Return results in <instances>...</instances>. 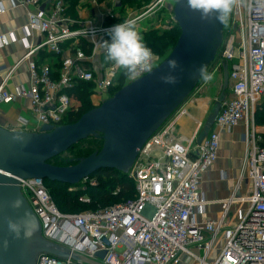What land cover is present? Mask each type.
<instances>
[{
	"label": "built area",
	"instance_id": "built-area-1",
	"mask_svg": "<svg viewBox=\"0 0 264 264\" xmlns=\"http://www.w3.org/2000/svg\"><path fill=\"white\" fill-rule=\"evenodd\" d=\"M10 2L27 13L25 39L40 36L36 43L27 41L23 56L0 74V107L20 102L25 112L11 131L39 133L44 126L67 125L70 114L77 111L72 92L79 84L90 85L102 104L133 82L126 79L123 85L122 70L106 60L100 45L110 39L106 29L134 20L143 36L146 24L163 10L177 25L176 0ZM128 2L144 8L128 9ZM15 38L0 36V50ZM220 55L223 66L228 65L230 96L221 105L214 130L200 145L198 134L190 139L176 135L182 106L139 151L128 175L135 186L134 199L66 215L57 208L45 181L20 180L21 193L40 221L45 240L96 264H264V129L255 121L264 99V8L254 0L234 8L231 33ZM160 64L155 57L153 69ZM24 67L29 83L11 88ZM241 124L246 152L236 186L226 200L208 202L201 185L219 159L221 133ZM87 183L95 187L98 182L88 178L81 189ZM215 205L221 212L211 219L208 208ZM102 252L104 259H97ZM36 264L80 263L41 254Z\"/></svg>",
	"mask_w": 264,
	"mask_h": 264
},
{
	"label": "water",
	"instance_id": "water-1",
	"mask_svg": "<svg viewBox=\"0 0 264 264\" xmlns=\"http://www.w3.org/2000/svg\"><path fill=\"white\" fill-rule=\"evenodd\" d=\"M173 16L180 36L168 56L151 73L124 86L76 123L58 128L44 126L39 133L11 131L0 126V264H36L41 254L80 264H96L42 237L40 221L20 190V180H43L76 188L99 173L115 171L129 175L139 151L185 104L201 79L197 70H207L216 60L224 41V25L204 22L200 13L175 4ZM175 59L177 83H163L168 60ZM228 86V65L223 66ZM225 100L216 103L200 145L209 135ZM101 138L103 146L90 156L73 160L72 166L50 163L79 143ZM14 225L15 227H12ZM106 253L97 254L103 260Z\"/></svg>",
	"mask_w": 264,
	"mask_h": 264
},
{
	"label": "crops",
	"instance_id": "crops-1",
	"mask_svg": "<svg viewBox=\"0 0 264 264\" xmlns=\"http://www.w3.org/2000/svg\"><path fill=\"white\" fill-rule=\"evenodd\" d=\"M2 3L5 10L3 13L0 12V36L4 35L11 37L13 34V36L16 37L6 48L0 50V74H5L23 56L27 41L36 43L39 41L40 36L34 34L30 40L25 39L22 29L27 23L26 11L22 8H13L10 0H2ZM28 83L29 75L27 69L24 67L19 72V75L12 81L10 86L13 88L14 86L27 85ZM227 88L230 90V81L228 82L227 87L224 86V89ZM214 107L209 115L207 114V110L205 111L203 109L202 114H199L198 117L195 116L193 118L190 116L188 118H183L180 124V126H183L181 132L183 137L190 139L195 134H198L199 139L205 130L207 121L211 116ZM21 109L22 104H20V102L11 106L0 107L2 120L8 122V126L14 125L19 115L22 114L25 116V112H21ZM190 121H192V124H190ZM257 127L264 129V127ZM214 128L215 127L213 126L209 134ZM244 132V125L241 124L231 132L224 131L221 133L219 159L214 168L203 177L201 185L203 196L208 202H220L226 200L232 195L233 189L240 176L241 160L244 158L246 152V146L243 141ZM242 193L243 192H241V194ZM220 212L221 207L215 205L208 208L207 215L211 219H216L219 217Z\"/></svg>",
	"mask_w": 264,
	"mask_h": 264
},
{
	"label": "clouds",
	"instance_id": "clouds-1",
	"mask_svg": "<svg viewBox=\"0 0 264 264\" xmlns=\"http://www.w3.org/2000/svg\"><path fill=\"white\" fill-rule=\"evenodd\" d=\"M180 3V0H176ZM185 7L199 12L200 19L204 22L215 20L218 23L227 25L234 8L241 6L245 0H183ZM254 3L264 8V0H254ZM4 5L0 0V12H3ZM110 37L100 43L105 52V58L119 69L129 81L137 80L143 73H151L155 63L152 50L144 43L143 36L137 29L134 20L113 25L106 29ZM169 71L160 77L166 84L177 83V77L173 74L178 68V62L170 59L167 62ZM198 77L205 83L213 80V74L207 70L206 65H201L197 70ZM12 227H15L12 225Z\"/></svg>",
	"mask_w": 264,
	"mask_h": 264
},
{
	"label": "trees",
	"instance_id": "trees-1",
	"mask_svg": "<svg viewBox=\"0 0 264 264\" xmlns=\"http://www.w3.org/2000/svg\"><path fill=\"white\" fill-rule=\"evenodd\" d=\"M155 33H157L156 30H150V32L145 35L144 41L146 40L145 44L152 50L155 57L160 58L163 57L166 52H170L174 48L180 36V29L178 25H175V29L172 31L163 32L161 35L157 36H154ZM149 37H152L153 41H151ZM148 42L151 43L149 44ZM72 95L78 103V107L77 111L75 110L68 117L67 124L76 123L84 114L96 108L92 101V92L90 85L86 83L79 84L73 90ZM255 120L257 126L264 127V102L257 107ZM88 140L99 142L101 144V148L103 146V141L101 138H91ZM73 148H71L70 150H72ZM101 148L94 152L91 151L87 153L89 154L87 156L100 151ZM70 165H73L72 161L70 162ZM59 167L62 166L59 164ZM93 177L98 179L97 186L89 188L88 190H86L87 192H83L82 190H80L81 184L78 187L73 188L61 183H52L49 181L45 182L51 195L56 200L55 203L57 204V208L60 209V212H82L81 207L84 205L80 204V199L87 194L91 197L92 201H97L100 203L102 207L100 209L120 204L121 201L124 202L125 200L134 199L135 186L128 175L120 174L115 171H106L99 173ZM71 189L76 190L71 191Z\"/></svg>",
	"mask_w": 264,
	"mask_h": 264
},
{
	"label": "rangeland",
	"instance_id": "rangeland-1",
	"mask_svg": "<svg viewBox=\"0 0 264 264\" xmlns=\"http://www.w3.org/2000/svg\"><path fill=\"white\" fill-rule=\"evenodd\" d=\"M128 6H129V7H127L128 9H132V10L137 9L138 11H140L142 8H144V6L138 2L137 3L128 2ZM231 18H232V14L229 18L228 24L224 25V41L229 39V35L231 33ZM174 29H175V25L172 23L171 15L166 10H163V11H161V13H159V16L156 19H154V20H152L146 24L145 34H143V39L145 38V35L148 34V32H150V30H156L157 33H155L154 36H157V35H161L163 32H169V31H172ZM149 38L151 39V41H153L152 37H149ZM144 43H146V40L144 41ZM148 43L150 44L151 42H148ZM169 53L170 52H166L163 57H160V58L158 57L159 60L162 62L168 56ZM208 71L213 74V80L211 82H208V83H205L204 81L201 80L197 89L193 92V94L190 96V98L184 104L185 106L183 105L184 108L182 109L181 113L178 116L179 122H178V125L176 126V131H175V134L178 136L183 137V135L181 133L183 130V126H180L183 118H188L190 116L193 118L195 116L198 117L199 114L200 115L202 114L203 109L205 111L207 110V114L209 115L210 111L212 110V108L214 107L216 102H218V100L221 98V96L223 94L225 95V97L229 96V93H230L229 88L224 89V85H223L224 84V81H223V59L221 58L220 52L218 53L216 60L210 66ZM125 80H126V78L124 77L123 82H122L123 85L125 84ZM90 88H91V92H92V101L94 103V106L99 107L101 104L94 97L93 88L91 86H90ZM263 100L264 99L261 100L259 105H261L264 102ZM74 105H75L74 107H76V108L78 107V103L76 101H75ZM184 111H186V113H188V114L182 116L181 114ZM190 122H191L190 124H192V121H190ZM7 124H8V122H6V121L2 120V118H0V126L6 128V129H10L11 126H8ZM100 148H101V144L99 142L88 140V141H85V142L78 144L72 150H70V151L62 154L61 156L57 157L56 159L52 160L51 164L54 166H58V167H59V164L62 167H69V166H72V165H70L71 161L86 157L87 155H89L87 153H89L91 151L94 152ZM83 188H86V190H88L89 188H91V186H89V183L83 185L82 189H80V190L85 192L86 190H84ZM74 190H76V189H71V191H74ZM49 193H50V191H49ZM50 195H51V193H50ZM51 197L55 203L56 200L53 198L52 195H51ZM82 198L88 200L87 203H81L80 202V204L84 205L81 207L82 212H85L88 210H98V209L102 208L100 203L97 201H92L91 197L88 194L84 195ZM129 200H125L124 202H127ZM122 202L123 201H121V203ZM236 210L237 209H233L232 211L236 212ZM82 212H80V213H82ZM61 213L66 214V215L79 214L78 212L74 213V212H63V211Z\"/></svg>",
	"mask_w": 264,
	"mask_h": 264
}]
</instances>
